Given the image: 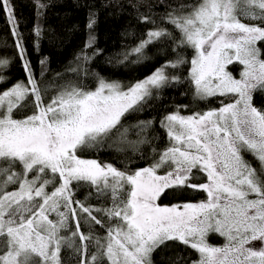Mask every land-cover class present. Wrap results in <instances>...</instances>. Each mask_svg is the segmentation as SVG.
I'll list each match as a JSON object with an SVG mask.
<instances>
[{
	"label": "rangeland",
	"instance_id": "rangeland-1",
	"mask_svg": "<svg viewBox=\"0 0 264 264\" xmlns=\"http://www.w3.org/2000/svg\"><path fill=\"white\" fill-rule=\"evenodd\" d=\"M248 2L264 5V0ZM178 24L185 39L198 48L191 70L197 95L225 98L202 113L181 108L170 112L164 123L172 144L162 158L172 165L167 179L171 183L187 181L194 167L207 171L211 197L155 205L164 185L155 175L160 164L126 173L77 154L79 145L113 127L164 81V75H152L127 89L101 81L94 89L60 95L21 119L11 112L29 90L17 84L0 92V156L21 158L28 166L52 164L63 184L50 192L24 188L26 192L0 197V233H8L10 241L8 263L19 264L27 252L55 262L59 226L66 210L73 208L69 184L86 178L99 186H128V202L119 213L122 221L107 229L105 237L104 250L114 264H148L152 246L168 238L199 248L201 258L194 264H264V194L254 169L261 167L264 176V111L252 102L255 89L264 85V59L257 48L264 28L240 21L233 0H200ZM93 42L89 33L87 45ZM233 62L240 64L237 75L229 68ZM3 79L0 73V83ZM210 231L223 235L226 244L211 245Z\"/></svg>",
	"mask_w": 264,
	"mask_h": 264
},
{
	"label": "trees",
	"instance_id": "trees-1",
	"mask_svg": "<svg viewBox=\"0 0 264 264\" xmlns=\"http://www.w3.org/2000/svg\"><path fill=\"white\" fill-rule=\"evenodd\" d=\"M233 1L240 21L264 28V5ZM199 2L0 0V73L4 74L0 92L22 83L29 90H24L11 116L29 117L60 95L94 89L101 81L118 82L127 89L160 73L165 78L162 83L127 109L113 127L79 145L77 154L126 173L160 164L155 175L164 185L152 204L170 207L207 200L213 193L207 171L194 167L187 181L171 183L167 179L172 165L162 158L172 144L164 123L170 112L181 108L202 113L225 98L199 97L191 74L198 48L185 39L178 21ZM89 33L91 45H87ZM257 45L264 59V37ZM229 68L235 75L240 72L239 62ZM252 102L264 111V85L255 89ZM254 169L264 194L263 169L256 165ZM62 184V174L52 164L28 166L21 158L0 156V197L26 192L24 188L50 192ZM69 187L73 208L66 210L59 226L55 262L27 252L19 264H114L105 253V237L107 229L122 221L119 213L128 202V186H99L77 178ZM207 241L213 246L227 242L217 231H210ZM9 245L8 233H0V264H10L5 259ZM201 254L184 240L168 238L152 246L148 264H194Z\"/></svg>",
	"mask_w": 264,
	"mask_h": 264
}]
</instances>
